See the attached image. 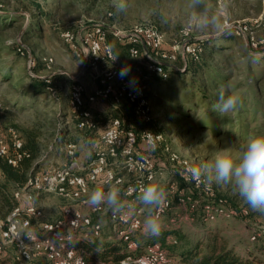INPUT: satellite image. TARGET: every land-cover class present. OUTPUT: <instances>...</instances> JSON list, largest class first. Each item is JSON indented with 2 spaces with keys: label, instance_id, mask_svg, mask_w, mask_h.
<instances>
[{
  "label": "rangeland",
  "instance_id": "374dc122",
  "mask_svg": "<svg viewBox=\"0 0 264 264\" xmlns=\"http://www.w3.org/2000/svg\"><path fill=\"white\" fill-rule=\"evenodd\" d=\"M121 2L124 8L118 10ZM205 14L208 23L202 26L200 21ZM213 17L220 25H228L229 30L218 35ZM101 21L114 23L122 30L134 24L149 23L161 33V47L166 50L172 45L180 47L186 39L183 31L187 30L188 40H202L206 48L198 62L187 60L179 48L176 61L164 63L171 64L169 77L159 79L146 70L142 57H131L116 40L108 39L112 49L115 47L113 55L117 57L115 63L119 69L130 66L129 78L144 86L151 110V122L142 125L133 119L132 108L123 104L131 117L127 119L126 114L125 124L137 130L159 132L164 138L156 150L143 144L140 145L145 150L138 149L151 156L155 163L157 173L151 184L163 186L172 201L165 213L169 217L174 214L180 217L172 223L177 225L173 229H177L182 238L175 242L167 239L164 245L170 259L176 263L179 258L176 248L168 249V244L187 249L198 241L202 246L209 241L224 243L238 257L264 264L261 241L264 214L253 211L232 184H217L205 178L211 188V193L205 194L201 188L184 180L180 167L169 161L170 153H176L194 167L210 163L217 154H228L238 160L250 139L264 135V56H254L264 53V44L250 45V38L264 40V0H203L197 7L192 6L191 0H0V134L6 140L7 129L13 127L23 141L35 143L37 156L33 172L63 166L67 143L75 145L74 161L89 155V149L80 140L83 134L73 129L67 98L73 81L81 83L89 93L95 79L83 58L68 46L61 33H75L79 40L84 30ZM243 25L247 30L241 32L239 28ZM14 43H21L26 54L16 52ZM76 45L79 47V42ZM208 49L213 52L209 53ZM36 63L44 65L38 75L50 78L53 88L46 90L28 85ZM184 64L188 65L186 70L173 69ZM193 69H200L201 73ZM200 85L209 93L238 94L242 104L227 115H221L212 95L210 99L202 96ZM63 128L68 129L67 136ZM122 174L124 182L134 177L133 173L123 171ZM171 185L173 192L169 191ZM10 186L9 195L16 189L11 183ZM188 190L191 199L178 204L176 193ZM48 197L54 200L53 210L48 207ZM205 199L221 203L235 213L210 221L202 219V222L197 215L199 211L190 209L187 202L196 200L199 207ZM35 201L43 209V219L54 218L61 204L53 195L40 194ZM145 210L148 211L146 207ZM172 223L168 224V229H172ZM198 229L205 231L199 234L200 231H195ZM258 232L260 234L253 239L252 235ZM139 242L142 246L148 243L140 238ZM14 255L12 246H4L0 264H15ZM31 264L50 263L41 257Z\"/></svg>",
  "mask_w": 264,
  "mask_h": 264
},
{
  "label": "built area",
  "instance_id": "2783aa9c",
  "mask_svg": "<svg viewBox=\"0 0 264 264\" xmlns=\"http://www.w3.org/2000/svg\"><path fill=\"white\" fill-rule=\"evenodd\" d=\"M241 32L247 30L243 25ZM186 39L177 48L172 45L168 50L161 47V33L149 23L132 25L128 30H122L114 23L99 22L91 28L83 31L81 36L69 31L61 33L62 38L74 52L81 56L85 66L95 79V86L90 93H86L84 86L75 81L72 82L67 106L70 114L76 119V126L81 129H94L97 121L93 111L86 105L96 99L109 101L115 109H119L122 101H127L132 108V113L138 121L148 123L152 120L148 99L145 96L144 86L140 83L130 82V78H119V67L115 63L114 55L108 42V36L114 40L129 43L128 54L131 57L145 59V65L150 73L167 77L164 68L165 61H173L177 57L179 48L182 54L189 55L192 59H198L200 46L188 40L187 30L183 31ZM250 45L256 47L264 44L263 39L250 38ZM79 42V47L76 45ZM21 54L23 51L18 48ZM107 62V64L105 63ZM108 62H110L108 64ZM0 103V109H1ZM12 149L0 134V156L5 157L12 165H17L23 157H28L29 152L22 148V140L13 127L7 129ZM102 147L97 148L91 159L85 165L84 173H77L69 165L57 166L34 172L28 176L26 182L15 189L13 198L19 203L15 205L3 218H0V254L3 247L10 245L14 248L15 264H31L37 258L44 257L50 264H87L85 256L87 251L81 246L83 238L97 237L101 224L93 221L91 216L84 214L80 208L86 204L90 183L101 178V189L108 190L111 185H124L123 194L128 199L124 211L113 214L109 209L90 207L91 212L103 213L108 210L109 218L115 225V232L127 247L135 249L137 242L131 239L132 232H144L141 220L142 211L134 205V199L140 194V190L152 182L157 173L152 157L140 151V144L150 150H156L163 143L161 133L150 130L136 132L125 124L122 114L112 117L110 125L100 134ZM165 149L167 147L165 146ZM75 145L68 143L66 152L72 155ZM121 160V168L126 173H133L134 177L129 182H124V176L111 162ZM169 161L181 169L184 180L199 187L203 192L211 193L210 185L205 178L200 182L193 180L190 170L194 167L188 161L180 159L176 153L169 154ZM170 191L173 192L172 185ZM53 195L61 200L60 214L52 219H44L43 209L35 201L38 195ZM212 195V194H210ZM178 204L191 199V192H177ZM22 197H26V200ZM188 206L205 221L214 220L224 214L233 216L235 213L221 203L216 204L210 199H205L199 207L196 200H191ZM170 208L166 198L162 207L155 209L152 215L159 218ZM129 209L132 210L129 214ZM259 233L253 234L255 239ZM175 242V240H172ZM80 243V244H79ZM79 244V245H78ZM119 264H174L165 248L159 243L146 244L141 253L126 254L119 260Z\"/></svg>",
  "mask_w": 264,
  "mask_h": 264
},
{
  "label": "trees",
  "instance_id": "16d2710c",
  "mask_svg": "<svg viewBox=\"0 0 264 264\" xmlns=\"http://www.w3.org/2000/svg\"><path fill=\"white\" fill-rule=\"evenodd\" d=\"M109 38L112 39L110 36H108V39ZM191 42L197 43L200 46V52L198 55V59L194 60L189 55H186L185 57L187 60L189 59L192 62H198L199 58L201 57L203 50L205 52L206 48L203 47L202 40L191 41ZM116 44L123 47L128 52L129 43L125 42L124 40H122V41L116 40ZM13 46H14L16 52L18 51L17 50L18 48H20L22 51L24 49L22 47L21 43H14ZM111 49H112V46H111ZM113 50H115V47L112 49V52H113ZM208 51H209V53L213 52L211 49H208ZM248 53L250 55H253V54H251V50H248ZM22 54H26V53L23 52ZM140 57H142L143 60L145 61V59L142 55ZM174 61H176V60H174ZM41 64L36 63L32 67V71L29 75L30 80L28 82V85L33 86L34 88L40 87V88H45L46 90L51 89V88H53V82H51V79L48 77H40L38 75V72H41L44 70V65L43 64L41 65ZM186 64L179 66V67H174L173 69L176 72H178L181 69L186 70V68L188 66ZM170 65L167 62H166V64H164V68L167 71V77H165V78L161 77L160 75L150 73L147 70L146 65H145V68L154 77L159 78V79H166L169 77L170 69H172ZM200 69H195V70L193 69V71L201 73ZM192 74L194 75V72ZM210 86H215V84H211ZM200 87L202 88L201 94L203 97L210 99L211 98L210 95H212L213 102H218V97L220 94L219 91H211L209 93L206 88L202 87V85H200ZM123 104L129 105L131 107V105L125 100L122 101L121 105H123ZM131 111H132V109H131ZM72 119H73V122L75 125V128L73 127V129H76L81 134H83L82 136L80 135V137H83V136L87 137L88 136L87 132L95 130L97 128V125H98V123H97L96 127L94 129H81V128H78L76 126V119L73 116H72ZM148 123H150V122H148ZM148 123H144V125L148 124ZM129 128L134 129L136 132L140 131V129L137 130L134 127H129ZM143 129L149 130V129H145V128H143ZM62 132L65 135L69 131H68V129L63 128ZM67 135H65V136H67ZM6 141H7L9 150H11L12 147H11V141L9 139V135H8ZM67 144L64 145L65 149H64L63 155H64L65 162L68 164L74 160L77 153L74 151V153L72 155H68L66 152ZM22 148L25 149L27 152H29V156L23 157L22 159H20L17 165H12L11 163H9L7 161V159L5 157L0 156V177L2 178V180H0V218H3L15 205H17L19 203V201L17 199L13 198V196H12L13 192L10 195L8 193V190L11 187L10 183L12 185H15L16 189H17L26 182L29 174L34 173L32 171V169L34 166L33 161L37 156L36 145H35V143H33V141H32V143H30V142H25L22 140ZM94 152H95V150L93 151V154H94ZM124 185H122V189H123ZM169 191H170V189H169ZM122 192H123V190H122ZM187 192H191V191L188 190ZM166 198L169 200V204L171 206V204H172L171 199H169L168 196ZM175 201H176V196H175ZM3 209H5L4 212H3ZM235 216H238V214H236ZM198 218L202 221L201 216H199ZM42 220H44L43 217H42ZM202 222H204V221H202ZM258 233L260 234V232H258ZM134 236H135V234L130 235L131 239H133L137 242V246L135 249L128 248L127 243L125 241H122L121 239H120V241H121L120 244H117V243H108L107 244L106 243L104 245L105 247L101 250H99L97 248V245L95 242L96 239H94V238H92V240H90V241H87L86 245L81 244V246L87 251V253L91 254V255L87 254L85 256L87 264H119V260L123 256H125L126 254L129 253V254L136 255V254H139L142 252L144 245L142 246V243L139 242V238L148 241V243H146V244L159 243L160 246L163 248H164V245L167 241V236H171V240L169 242H173L172 240L176 241L177 239L180 240L182 238V235L180 234V232L177 229H166L164 231H161L160 234L158 236H155V237H144L141 234L137 235V236H139V238H136ZM261 241H262V246L264 248V236L261 237ZM167 247H168V249H171V250L173 248H176V252H178V258L179 259L174 264H254L252 259H247V258L244 259V258L238 257L233 252L232 248L224 246V243H221V242L218 244L217 242L206 241L202 246V243L200 241H198L192 247H189L187 249H184V248L177 249L178 246L173 245V244L172 245L168 244Z\"/></svg>",
  "mask_w": 264,
  "mask_h": 264
},
{
  "label": "clouds",
  "instance_id": "9594fccd",
  "mask_svg": "<svg viewBox=\"0 0 264 264\" xmlns=\"http://www.w3.org/2000/svg\"><path fill=\"white\" fill-rule=\"evenodd\" d=\"M203 3V0H191L193 7ZM118 10L124 8L121 2L117 5ZM202 26L208 23L207 15L200 21ZM213 25L217 29V34L225 33L229 30L228 25H220L216 18L212 19ZM256 58L264 56V53L254 54ZM117 57H114L115 60ZM130 66H123L117 73L119 78L129 77ZM130 82H134L130 80ZM242 104V99L238 94L225 95L221 92L218 97L216 109L221 115L236 110ZM193 180L200 182L202 178H207L210 182L217 184H232L238 195L253 210L264 214V135L250 139L239 159H234L228 154H217L210 163L195 166L190 170ZM167 197L166 189L158 184H149L140 190L139 201L144 205L149 215L144 220L143 231L147 237H155L160 234L162 222L158 216L151 213L165 203ZM86 203L92 208L106 206L113 214L124 211L125 205L121 199V189L116 186L109 187L108 190L96 189L91 192ZM132 210L129 209V214Z\"/></svg>",
  "mask_w": 264,
  "mask_h": 264
},
{
  "label": "crops",
  "instance_id": "0c3cea01",
  "mask_svg": "<svg viewBox=\"0 0 264 264\" xmlns=\"http://www.w3.org/2000/svg\"><path fill=\"white\" fill-rule=\"evenodd\" d=\"M94 86H95V81L90 86L89 93L92 91ZM86 93H88V91ZM99 101H101V102L99 103ZM86 105L93 111V114L95 116V119H96L98 125H97V128L95 130L87 132V134H88L87 137L83 136L84 138L81 137V139H80V140L83 141L84 147H87L89 149L88 150L89 155L87 157H83L78 162L74 161L75 160V158H74V160L69 163V166L71 167V169L73 171L77 172V173H84L85 165L91 159L92 154H93L92 153L90 155V152L91 151L93 152L98 147H102L103 146L99 137H100V134L110 125L112 117H114V116H116L118 114H122L124 119H125L127 117L126 114L128 115V113L125 112L124 107H122V105L119 107V109H115L113 107V105L109 101H105V100H102V99H99V98L96 99L94 102H91V103L86 102ZM132 116H133V119L135 121L139 122L142 125L144 124V123H141L140 121H138L137 119H135L133 114H132ZM128 118L131 119V117H127V119ZM130 125H133V124H130ZM139 147H142V150H145V149H143V145H140ZM142 150H140V151H142ZM63 165H67L65 160H64V164ZM111 165H112L113 168H115L116 171H118V173H121V172L123 173V169L121 168V160H118V158H117L113 162H111ZM152 182L148 183L147 185L151 184ZM112 186H117V185H111L109 187H112ZM100 187H101V178L98 179L97 181L93 182V183H90L87 197L90 196L92 191H94L96 189H101ZM117 187H119L121 189V199H122V202L124 203V205L126 207L127 203H128V199L124 196V194L122 192V190H123L122 189V185H119ZM138 197H139V195L135 197L133 202H134V205H135L136 208H140L141 209V211H142L141 220L144 223V220L146 219V217L150 213H149V211L145 210V206L141 204V202L139 201ZM48 200H50L48 202V207H49L50 210H53V207L55 208L54 200H52V198H49V197H48ZM58 208L59 209H58L55 217H57L60 214V205H59ZM80 208H81V210H82V212L84 214L90 215L93 221H98L101 224V229H100L99 235L97 237L89 236L87 238H83L82 241H81L82 242L81 244L86 245L87 241H90V240H92V238H94V239H96L95 242H96L97 248L99 250H101V249H103L105 247L104 245L106 243L107 244L108 243H117V244L121 243L119 236L115 232V225L109 218L108 210H105L103 213L91 212L90 211V206L87 203L86 204H81ZM105 208H107V207L105 206ZM151 215H152V213H151ZM163 216L164 217H162V216L160 217V220L162 222L161 231H164V230L168 229L169 228L168 224H170V223H172V221L174 222L175 220H178L180 218L178 214H176V215L174 214V215L169 217L165 213ZM172 224H174V223H172ZM176 227H177V225H175V224H174V226H171L172 229L176 228ZM195 231L198 232V233L200 231L199 234H203L205 229H198V230H195ZM133 234H135V235L141 234L144 237H147V236H145L144 232H139V231L132 232L131 235H133ZM167 239L170 241L171 240V236L170 237L167 236ZM37 259H39V258H37Z\"/></svg>",
  "mask_w": 264,
  "mask_h": 264
}]
</instances>
